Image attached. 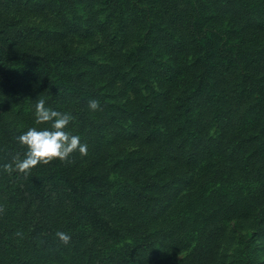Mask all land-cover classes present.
I'll use <instances>...</instances> for the list:
<instances>
[{
    "label": "rangeland",
    "instance_id": "1",
    "mask_svg": "<svg viewBox=\"0 0 264 264\" xmlns=\"http://www.w3.org/2000/svg\"><path fill=\"white\" fill-rule=\"evenodd\" d=\"M253 21L264 0H0V264H264V116L241 112L236 66L203 57L195 31L264 47ZM202 63L212 103L187 115L163 85L189 92ZM53 81L79 84L82 103ZM39 99L74 116L88 152L31 168L57 186L32 178L28 196L3 165L17 135L51 126L35 123Z\"/></svg>",
    "mask_w": 264,
    "mask_h": 264
},
{
    "label": "trees",
    "instance_id": "2",
    "mask_svg": "<svg viewBox=\"0 0 264 264\" xmlns=\"http://www.w3.org/2000/svg\"><path fill=\"white\" fill-rule=\"evenodd\" d=\"M106 1V0H104ZM253 24L258 26L256 28L264 29V21H253ZM200 30L202 31V36L200 39V42L198 44V47L201 52H203V57H206L207 59L211 58L213 60H218L220 62L227 63V68H233V66H236L238 74H237V81H236V88H234L233 92L237 93L238 96V106L241 112L248 113L253 110H258L259 112L262 111V115L264 116V47L261 46H247V47H233L230 45V41H225L221 46L218 48H215V45L218 43L217 35L210 32L209 30L201 29V27L197 26L195 27V31ZM215 38V39H214ZM241 46V45H240ZM238 49V50H237ZM217 50V51H216ZM205 60V59H204ZM213 64H209V70L212 69ZM225 69L223 74L228 72V69ZM205 64H200V68L198 71L191 77H193L194 83H190V91H186L184 89L182 90H175L171 89L170 86H164L165 92H162L164 99H170L173 100L175 98L176 102L183 101L185 104L178 107V111H180L183 107L186 108V113L189 115L193 110L190 104L192 101H194L193 98H196L197 96L201 97L203 101L209 103H212V98L209 93V91H205L204 88V78L205 76H211V72L209 71ZM48 74V72H47ZM64 75V74H63ZM60 75V76H63ZM164 75L166 76L167 80L176 81L177 78L181 76L187 75V72H183L182 68L178 69H168ZM212 77V76H211ZM61 79V78H59ZM190 79V78H188ZM188 79H181L188 80ZM48 88L54 91H62L68 94H72L75 96L76 100L79 101V103H82L84 94H80L83 90L79 84H73V83H64V84H55V81L51 82V84H48ZM207 87V85H206ZM201 92V93H200ZM210 95V96H208ZM131 98H134V95L131 94ZM219 99L221 97L219 96ZM220 112V109H218ZM188 116L186 117V119ZM186 124V123H185ZM14 149H16V155H21V159L24 156V153L26 151V148L24 146H21L19 144H14ZM39 181V189H51L55 188L57 184L52 183L50 181H44V177L41 178L40 175L36 174L34 177L29 176V173H18L15 172L13 175V179L18 181L20 183L21 189H24L25 195L28 196H34L36 191L34 190V183L33 180ZM139 182V181H138ZM0 194L6 195L7 192H4L0 188ZM90 196H82L81 198V205L80 209L82 211H87V216L89 218H92V222L95 223L99 220L97 214H93L96 210L94 206H92L91 202H89ZM39 213V211H38ZM43 215L39 214V220H42ZM36 225V223H35ZM119 234L124 233L126 235L128 233L127 228H120L117 231ZM79 237V236H78ZM92 238V236L88 237Z\"/></svg>",
    "mask_w": 264,
    "mask_h": 264
},
{
    "label": "clouds",
    "instance_id": "3",
    "mask_svg": "<svg viewBox=\"0 0 264 264\" xmlns=\"http://www.w3.org/2000/svg\"><path fill=\"white\" fill-rule=\"evenodd\" d=\"M88 107L95 111L100 108V102L96 99L89 101ZM35 123L37 125L51 122L50 127H28L15 137L16 142L24 146L26 151L23 158H13V163L3 165V169L9 173L15 171L27 174L28 171L39 163H48L53 158L67 160L71 153L78 150L81 155H87L88 145L81 141V137L67 131V126L75 119L70 112H61L46 105L45 99L37 100L35 104ZM57 238L64 244H68L71 236L58 231Z\"/></svg>",
    "mask_w": 264,
    "mask_h": 264
}]
</instances>
